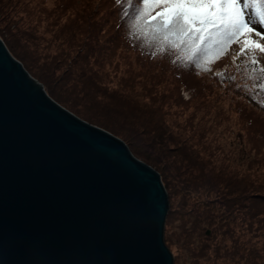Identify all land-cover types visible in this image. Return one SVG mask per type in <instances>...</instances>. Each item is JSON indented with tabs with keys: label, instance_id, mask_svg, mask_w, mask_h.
Returning <instances> with one entry per match:
<instances>
[{
	"label": "rangeland",
	"instance_id": "1",
	"mask_svg": "<svg viewBox=\"0 0 264 264\" xmlns=\"http://www.w3.org/2000/svg\"><path fill=\"white\" fill-rule=\"evenodd\" d=\"M23 1L24 7L15 12L0 7V28L5 33L11 31L16 43L26 48L29 63L38 59V70L44 72L45 79L52 80L51 69L56 71L53 75L59 79L50 87L63 106L51 98L55 103L81 120L104 124H122L119 118L105 113L113 109H139L149 112L154 121L164 117L173 142L182 143L186 150L202 157L205 170H210L206 176L216 178L209 180L217 181L208 196L204 194L206 189L196 192L186 184L189 176L185 162L180 160L177 162L183 179L167 174L165 182L161 181L170 212L167 226L164 223V243L173 264H264V198H256V194L251 198L252 191H259L264 184V146L256 134L264 127V89L253 86L257 81L264 83V74L258 67L253 71L249 57L238 55L241 45L234 41L227 54L224 51L212 56L207 66L210 71L198 73L195 78L191 73L180 77L163 51L149 60L138 57L124 35L105 42L115 32L110 26L105 30L109 33L102 35L94 27L88 28L96 20L93 11L98 0ZM33 5L46 14L33 18L37 14ZM155 13L146 21H151ZM103 14L104 10L97 17ZM249 38L264 43L254 34ZM33 72L39 74L35 69ZM229 76L235 80H229ZM87 123L101 128L94 121ZM252 163L254 166L249 165ZM231 178L240 181L244 193L230 194ZM230 198L242 204L247 214L239 213L240 221H244L241 229L247 231L245 247L236 241L238 235L229 234L233 224L225 223L229 225L226 227L221 217H227L225 203ZM195 204L209 208L207 218L197 225L190 224L186 215ZM259 212V218L253 219L252 214ZM239 226L237 222L232 229L238 232Z\"/></svg>",
	"mask_w": 264,
	"mask_h": 264
},
{
	"label": "water",
	"instance_id": "2",
	"mask_svg": "<svg viewBox=\"0 0 264 264\" xmlns=\"http://www.w3.org/2000/svg\"><path fill=\"white\" fill-rule=\"evenodd\" d=\"M160 175L57 103L0 39V264H173Z\"/></svg>",
	"mask_w": 264,
	"mask_h": 264
},
{
	"label": "trees",
	"instance_id": "3",
	"mask_svg": "<svg viewBox=\"0 0 264 264\" xmlns=\"http://www.w3.org/2000/svg\"><path fill=\"white\" fill-rule=\"evenodd\" d=\"M1 1H3V3L0 2V7L2 8L3 6V8L10 10V12H15L17 11L16 8H20L21 6L24 7V5L26 4V2H24L23 0H1ZM63 5L66 8L68 6L67 2H64ZM102 6L104 7V9ZM136 6H137L136 0H133L132 5L124 3L123 0H120L119 3H117V0H99L98 5L94 7L95 11H93V13H95V16L96 15L98 16L99 12L104 10V14L102 15V17L99 18L96 16V20L92 21L93 26L88 25L89 26L88 28L94 27V30H99V32L102 35L105 32L107 34L109 33L105 30H106V26H110L109 28H111L115 32L114 34H109V38L108 39L105 38L106 39L105 42L106 43L113 42L112 40H115L117 38L119 39V37L124 35V41L126 40V42L131 43L130 45L129 43L127 44L132 48L136 49V54L138 55V57L140 56L142 58L149 60L151 59V56H158L159 52L163 51L165 57L169 61H172V63L170 64L172 66V70L176 74L179 73L180 77H182L183 73H186L187 76L190 75L191 73L193 75V78H195L196 74L203 72L201 69L195 68L194 65L188 61L189 52L187 47L183 48L179 52L175 48H169L168 45L160 39L158 33L157 34L153 33L152 29L154 26L150 23V21L148 22L145 20L139 24V27H133V25L137 23V21L132 19V13L135 11ZM138 6L146 9L145 15L147 16V18L152 13H155L156 11L160 10L157 6L154 5L144 6L140 4ZM126 9L128 11V15H125ZM32 10L37 12L36 17L32 15L33 18H38V16H42L46 14V13L41 14V10L38 8L37 5H33ZM108 15L111 16L107 17ZM116 30H118L117 31L118 34L116 33ZM0 38L3 41L4 45L6 46V48L8 49V51L10 52V54L16 60L22 63L24 68L34 79H36L42 84L46 94L50 96V98L58 102L60 105H62L61 100H59V98L55 95V93H53L52 88L50 87L51 85H53L55 80L59 79V76L53 75L54 73L56 74V71L54 69H51L52 80L45 79V77L42 74L44 72H42V70L41 71L38 70L39 67L36 64V62H38V59H35L33 62L29 63L30 58L29 56L26 55V48L24 46L22 47L20 43H16L15 35L12 34L11 31L10 33H5L0 28ZM171 39L176 40V37L172 36ZM12 42H15L16 46ZM230 45H228L227 48L225 49L224 52L225 54H227L226 51H230L229 50L231 47ZM222 54L223 53H220L219 56ZM207 66L208 64H205V67ZM43 68L44 67L42 66L41 69ZM33 69H35L37 73L40 71L39 74L34 73ZM42 79L44 80V82L42 81ZM262 111L264 112V110ZM156 112L158 113L159 111L156 110ZM105 113H107L109 116H114L119 118L120 120L123 121L122 124L121 125L116 124L118 125L116 126L114 125L115 123L104 124L102 122H97L93 119H84V120L90 123H93L94 121L93 124L103 128L112 135L121 138V140L126 144L131 154L135 158L149 165L160 174L162 182H165V179L169 174H174L175 175L174 177H179L180 179H183L182 178L183 171L181 168L178 167V162H177L181 160L185 162L184 168H186L185 169L186 174L189 176V178H187L188 181L185 180V182L187 185L192 187V190L196 192H200L202 191L201 190L202 188L203 190L206 189L207 191L204 194L207 196L208 193H210V190H214V188L216 187L217 180L209 181L210 179H212L211 177L213 176L211 177L206 176L210 170L209 171L208 169L205 170L207 165H205L202 157L196 155L192 150H186L185 145H183L182 143H178L176 145L175 140L173 142V133L172 131H170L168 124L164 120L165 119L164 117L161 118L158 116V120L154 121L153 117H150L149 112L146 113L139 109H127V110L125 109V111L113 109L112 111L107 110ZM116 113L118 115H116ZM75 114L78 115L77 113ZM189 123L191 124L192 127L191 120H189ZM256 134L258 138L261 139L260 142L264 146V127L261 129V132L259 134L257 132ZM168 137L169 140H167ZM249 165L254 166L253 163ZM261 166H262V170H264V164H261ZM204 176L206 177L207 180L204 179ZM237 181H238L237 179L231 178V181L228 184L229 187L231 188L230 194H239V193L242 194L245 192L244 186H241L240 181L238 182ZM254 195L256 196V198H264V184L259 187V191L257 190L252 191L251 194L252 199L255 197ZM228 200L229 203H225L227 206V209L225 211V213H227V217H224L223 215L221 217L223 218V221H225L224 225H226L225 223L233 224V226H231L230 229H228L229 234L238 235L239 238H236V241L240 242L245 247V244L247 243V239H246L247 231L241 229V226L244 225V221L243 220L240 221L241 218H239L240 212L245 213L243 209L244 206H242V204L239 203H234L235 201L233 198H230ZM243 200H245V197L243 198ZM207 206L209 207V205ZM208 210L209 208H203L202 204H195V206L192 207V211L190 213L187 212L186 214L187 217L190 218L189 219L190 224L197 225L202 220L206 219ZM169 213L170 212H167L165 218L166 226L167 223L169 222V216H170ZM261 214H262L261 212H259L258 214H252L253 219L256 216L258 219ZM245 215L247 216L246 213ZM244 220L247 219L244 217ZM237 222L240 224L238 232L232 229L234 225L237 224ZM228 226L226 225V227ZM167 241L168 239L166 240V242Z\"/></svg>",
	"mask_w": 264,
	"mask_h": 264
},
{
	"label": "snow or ice",
	"instance_id": "4",
	"mask_svg": "<svg viewBox=\"0 0 264 264\" xmlns=\"http://www.w3.org/2000/svg\"><path fill=\"white\" fill-rule=\"evenodd\" d=\"M123 2L133 4V0ZM136 3L132 19L137 23L133 27H139L147 19L146 9L138 5L157 6L160 10L150 21L153 33H158L169 48L178 52L187 47L188 61L195 68L210 71V67H205L211 63L210 57L218 56L235 41L241 45L238 55L249 57L253 71L258 67L264 74V43L249 38L254 34L264 39V0H136ZM228 79L234 81L235 77ZM253 86L264 89V83L259 81Z\"/></svg>",
	"mask_w": 264,
	"mask_h": 264
}]
</instances>
